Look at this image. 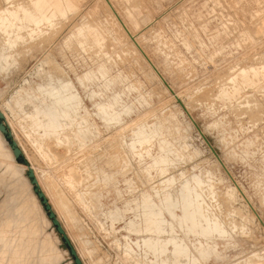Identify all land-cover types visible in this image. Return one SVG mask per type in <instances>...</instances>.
Returning <instances> with one entry per match:
<instances>
[{
  "label": "rangeland",
  "instance_id": "rangeland-1",
  "mask_svg": "<svg viewBox=\"0 0 264 264\" xmlns=\"http://www.w3.org/2000/svg\"><path fill=\"white\" fill-rule=\"evenodd\" d=\"M33 1L0 0V12ZM48 1L58 13L41 31L17 41L0 30V53L11 54L0 62V108L75 248L137 264L130 241L159 235L169 264L194 253L190 264H206L200 255L215 246L223 258L210 264L264 263V0ZM55 87L65 105L48 97ZM57 235L61 264H76Z\"/></svg>",
  "mask_w": 264,
  "mask_h": 264
},
{
  "label": "bare ground",
  "instance_id": "bare-ground-1",
  "mask_svg": "<svg viewBox=\"0 0 264 264\" xmlns=\"http://www.w3.org/2000/svg\"><path fill=\"white\" fill-rule=\"evenodd\" d=\"M63 4H64V2H63ZM32 5H34V8H33V6H30L31 8L30 7H24V6H21V7L19 6L18 8L15 6L12 9L4 8L0 12V30L4 31L5 33H8V31H10V29H13L14 32H12V33H14V34H12V35H15V36L17 35L16 38H17V41H19V40H21V38H23L22 35H19L20 31L22 32V30H24V29H30L31 26H33V27H35V28H33V33H35V32L37 33L38 31H41L42 23L52 22L53 16H55L58 13L57 11H52L51 13H49V9L47 6H50V8H52L51 6H54V3H52L48 0H35V1H33ZM82 27H84V26H82ZM82 27L79 29V34H81V35L83 34V36H84V30L82 29ZM88 34H89V32H88ZM24 40H25V38H24ZM14 41H12V40L8 41L6 47L10 49L13 46H15ZM9 57H11V54H5V53L1 52L0 53V62H2V60L7 61V59ZM57 82H58V80H57ZM62 89H64V88L55 87V91H53L54 93L52 95L49 94L48 97L53 99V102H55V103L65 105L67 100H66L65 96L61 95L60 90H62ZM62 92L64 93L63 90H62ZM114 101H115V98H114ZM3 112L5 114V111H3ZM5 116H6V114H5ZM10 128H11V126H10ZM12 132H13V130H12ZM13 135H14V132H13ZM46 144H47L50 152L53 149L52 148L53 145H56L53 141H48ZM23 153L26 156L27 160L30 162L33 169H35L33 164L31 163V160L29 159L28 155L24 151H23ZM53 157H55V154H53ZM49 159H51V158H49ZM91 166H92V164L90 165V167ZM27 168L28 167L25 164H22V163H19L16 161L9 144L6 142L3 134L0 132V264H61L62 261L64 260L63 257H65V254L67 253V251L62 250L60 248V246H59L60 239L54 230L52 233L53 237H50L49 233H47V229L49 227H51L52 223H51V220H49L45 210L43 209V206L41 205V202L39 201L37 195L33 191V186L31 184L29 178L27 177ZM76 171H77V169L75 167L69 168V172L74 179L77 178L76 177ZM79 178H80V176H79ZM49 180L52 182L51 188L53 189L49 192H51L55 201L57 200L56 201L57 205H61L60 206L61 208H59V207L58 208L62 212L63 216L64 217L66 216L68 219V217H69L68 214H69L70 215L69 218L72 221L71 213L68 210L63 209V207L65 208V205L63 204V199L69 202L70 201L69 197L63 191V189L57 185V180L54 177L50 176ZM61 180H64V183L69 185V187H72V185L70 183V181H71L70 179L66 180L65 177H62ZM84 184H85V182H84ZM45 194H46V192H45ZM47 197H48V195H47ZM48 199H49V197H48ZM79 199L82 203L87 205L89 210L91 209L84 194L81 193V196L79 197ZM49 201H50V199H49ZM160 204L162 205V203H160ZM52 206H53V204H52ZM93 207H95V206H93ZM53 209H54V207H53ZM64 210H65V212H64ZM55 212H56V210H55ZM64 213H66V214L64 215ZM76 213H77V211H76ZM57 216H58V214H57ZM58 218L60 219L59 216H58ZM79 218L82 221L80 216H79ZM60 221H61V219H60ZM135 224H136V222H135ZM89 228H91V227H89ZM200 229H201V227L199 226V228H197V231H199ZM201 230H203V229H201ZM162 233H161V235H162ZM203 233L204 232L200 233V234H202L201 235L202 237H206L208 235L206 233V236H205V234L203 235ZM163 234H165V233H163ZM213 234H214V232H213ZM213 234H211V235L213 236ZM209 235H210V233H209ZM194 237H196V236H194ZM209 237L210 236H208V238ZM221 237H223L222 239L224 240L225 237L223 235ZM221 237H220V239H216L217 240V246L220 243L218 241L221 240ZM157 238H156V236L155 237L153 236V237H151V239H149V241H147V240L146 241H143V240L142 241H140V240L130 241L131 243H133V244H131V243L130 244L138 251L136 254H139L141 257V260L138 261L137 264H143L144 263L143 261H145L143 258L146 259V261H145L146 263L149 262V261H147L148 258L149 259L151 258V260H152V258H155L156 261H158V264H165L166 259L164 261V259L162 260V258H160V257H161L162 252H163V254H164V252L166 253L165 250H166L167 246H165L163 244V242H162L163 240H160L159 235ZM217 238H219V237H217ZM211 239H209V241ZM214 240L212 242H214ZM216 240H215V242H216ZM82 241H83V243L85 242L84 240H82ZM206 241L208 242V240H206ZM207 242L204 243L205 246H207L206 244L210 243V242H208V243ZM114 243L119 248L120 245H119V243L116 242V240L114 241ZM191 243H192V241H191ZM194 243L195 242L192 243L194 245V248L197 249V245H198V247H200L199 244L196 245V243L195 244ZM199 243H202V242H199ZM192 244H190V245H192ZM202 245H201V247H202ZM214 245H216V244L214 243ZM181 247L179 248V246H178L179 249H181ZM187 247L189 248L190 246H187ZM120 248H119L121 251L120 254L123 257V259L128 260V262L132 261L131 263H135L134 261L137 259L132 257V256H136L134 254L135 252L133 253V251H135V250L133 248H132L133 250L130 249L131 247L129 248L127 245H126V247L120 246ZM174 248H177V246H174ZM215 248H217V247L215 246ZM215 248H211L210 253L204 252L203 254L200 255L204 258V261L206 262V264H210V262L213 258H215V259L223 258V255L218 251V249L215 250ZM202 249H200L201 252H203ZM181 250H184V249H181ZM79 251H78V253H79L81 259L83 260L84 264H86L85 261H87L84 259L85 257H86V259H87V257L90 258L89 263H91V264H118L117 262H112L111 258L109 259L108 256H106V259H105V257L98 256L96 254L97 250H95L92 247L86 246L85 244L79 248ZM150 251H152V253L154 255L151 254ZM187 251H188V249H187ZM107 253L109 254V252H107ZM175 253L177 254L178 252L176 251ZM191 253H193V252H191ZM114 255H115V253H114ZM189 255H190V258H189V260L187 258V260L188 261L192 260V261H195V263H196V260H197L199 255L196 253H194L193 255H191V254H189ZM189 255L187 257H189ZM178 256L180 258V254ZM178 256H177V258H178ZM140 257H139V259H140ZM166 257L168 258L167 253H166ZM171 257L173 258V256H171ZM171 257H170V260H171ZM163 258H164V255H163ZM115 259H116V257H115ZM178 259H176V260L179 261ZM182 259H184L183 255H182ZM152 261L155 262L154 260H152ZM152 261L150 262V264H153ZM200 261H202V259ZM119 262H120V260H119ZM173 262L174 261H172V264H173ZM166 263L169 264V260ZM197 263H198V261H197ZM123 264H125V263H123ZM260 264H264V263L261 262Z\"/></svg>",
  "mask_w": 264,
  "mask_h": 264
},
{
  "label": "water",
  "instance_id": "water-1",
  "mask_svg": "<svg viewBox=\"0 0 264 264\" xmlns=\"http://www.w3.org/2000/svg\"><path fill=\"white\" fill-rule=\"evenodd\" d=\"M0 132L3 134L6 142L9 144L14 157L17 162L25 164L27 168V177L29 178L32 186L33 191L37 195L43 209L45 210L49 220H51L52 225L55 227L57 233L61 236L64 244L67 246L71 256L74 259L76 264H84L83 260L81 259L77 249L73 245L71 238L69 237L67 231L65 230L63 224L61 223L60 219L57 216V213L53 209L51 202L49 201L47 195L43 191L39 180L35 174V170L31 166L30 162L27 160L26 156L23 153L18 141L15 139L13 132L7 122L6 116L4 112L0 108Z\"/></svg>",
  "mask_w": 264,
  "mask_h": 264
}]
</instances>
